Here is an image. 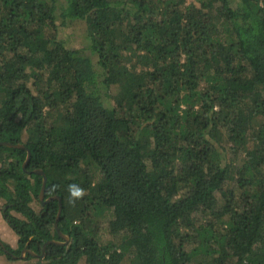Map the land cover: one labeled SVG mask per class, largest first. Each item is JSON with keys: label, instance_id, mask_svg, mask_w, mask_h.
<instances>
[{"label": "trees", "instance_id": "trees-1", "mask_svg": "<svg viewBox=\"0 0 264 264\" xmlns=\"http://www.w3.org/2000/svg\"><path fill=\"white\" fill-rule=\"evenodd\" d=\"M0 198L10 261L264 264V0H0Z\"/></svg>", "mask_w": 264, "mask_h": 264}, {"label": "rangeland", "instance_id": "rangeland-1", "mask_svg": "<svg viewBox=\"0 0 264 264\" xmlns=\"http://www.w3.org/2000/svg\"><path fill=\"white\" fill-rule=\"evenodd\" d=\"M59 34H62L66 38V42L68 45L75 47L77 49L83 50L86 54H90V48L89 44L86 40V26L85 22L81 20H75L67 25L59 26ZM90 50V51H89ZM7 208L5 204V200L0 198V223L2 221H5V218L3 216L5 209ZM110 215L107 214L105 217H103V223L102 227L103 230L105 229L108 221H109ZM8 223V222H7ZM1 225V224H0ZM9 225V224H8ZM103 233V231H101ZM102 235V234H101ZM100 235V236H101ZM0 238L3 239V241L9 243L12 247H16L17 243L12 240V238L3 232H0ZM103 242H106L108 240V234L104 233L102 236ZM102 242V243H103ZM0 264H33L37 261L36 258H33L32 260H24L18 259L16 261H10L5 254L0 253ZM81 264H86V260H82Z\"/></svg>", "mask_w": 264, "mask_h": 264}, {"label": "clouds", "instance_id": "clouds-1", "mask_svg": "<svg viewBox=\"0 0 264 264\" xmlns=\"http://www.w3.org/2000/svg\"><path fill=\"white\" fill-rule=\"evenodd\" d=\"M69 193H70V202L75 203L76 200L83 198L85 194V190L78 185H70Z\"/></svg>", "mask_w": 264, "mask_h": 264}, {"label": "crops", "instance_id": "crops-1", "mask_svg": "<svg viewBox=\"0 0 264 264\" xmlns=\"http://www.w3.org/2000/svg\"><path fill=\"white\" fill-rule=\"evenodd\" d=\"M0 232H3L4 234L10 236L12 238L13 241H15V243H17L18 245V236L17 234L13 231V229L8 225L7 221H2L0 223ZM0 263H1V259H0Z\"/></svg>", "mask_w": 264, "mask_h": 264}, {"label": "water", "instance_id": "water-1", "mask_svg": "<svg viewBox=\"0 0 264 264\" xmlns=\"http://www.w3.org/2000/svg\"><path fill=\"white\" fill-rule=\"evenodd\" d=\"M8 145H10V144H8ZM30 156H31V153L29 152V154H28V159L30 158ZM39 173H44L43 171H39ZM46 183H47V176L44 174V181H43V187H42V191H41V193H40V197L43 199L44 198V194H45V187H46ZM59 198V200H61V198L60 197H58ZM62 208H63V205H62V203H61V201H60V208H59V213H58V217H57V221L59 220V217H60V214H61V212H62ZM66 238H68V236H65ZM0 243H1V245L4 247V245H3V243H2V241L0 240ZM24 253H25V251H24ZM35 256L37 255L36 253H33ZM24 256V255H23ZM42 256H44V255H42Z\"/></svg>", "mask_w": 264, "mask_h": 264}, {"label": "flooded vegetation", "instance_id": "flooded-vegetation-1", "mask_svg": "<svg viewBox=\"0 0 264 264\" xmlns=\"http://www.w3.org/2000/svg\"><path fill=\"white\" fill-rule=\"evenodd\" d=\"M6 206H7V205H6ZM6 209H7V208H6ZM6 209H5V210H6ZM3 216H4V215H3ZM13 231H14V230H13ZM0 240H1L2 242L5 243V241H3V239H0ZM6 243H7V242H6ZM8 244H9V243H8ZM17 246H18V245H17ZM17 246H16V247H17ZM16 247H14V248H16ZM24 251H25V250H24ZM42 255H45V254H42Z\"/></svg>", "mask_w": 264, "mask_h": 264}]
</instances>
